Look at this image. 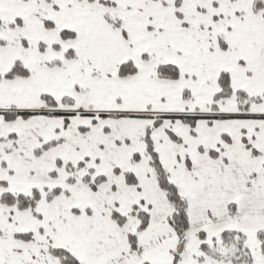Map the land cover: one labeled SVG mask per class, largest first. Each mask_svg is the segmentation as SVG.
<instances>
[{
	"label": "snow or ice",
	"instance_id": "snow-or-ice-1",
	"mask_svg": "<svg viewBox=\"0 0 264 264\" xmlns=\"http://www.w3.org/2000/svg\"><path fill=\"white\" fill-rule=\"evenodd\" d=\"M0 264H264V0H0Z\"/></svg>",
	"mask_w": 264,
	"mask_h": 264
}]
</instances>
